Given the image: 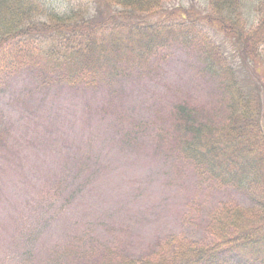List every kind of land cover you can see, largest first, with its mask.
<instances>
[{"label":"rangeland","instance_id":"obj_1","mask_svg":"<svg viewBox=\"0 0 264 264\" xmlns=\"http://www.w3.org/2000/svg\"><path fill=\"white\" fill-rule=\"evenodd\" d=\"M38 1L64 12L81 0ZM254 3L242 6L252 22ZM181 6L206 12L207 0H164L162 10ZM200 46L173 44L110 85L73 86L33 67L0 74V264H90L87 253L106 248L138 257L169 236L204 241L219 201L253 206L173 155L174 103L214 120L224 113Z\"/></svg>","mask_w":264,"mask_h":264},{"label":"trees","instance_id":"obj_2","mask_svg":"<svg viewBox=\"0 0 264 264\" xmlns=\"http://www.w3.org/2000/svg\"><path fill=\"white\" fill-rule=\"evenodd\" d=\"M84 1L61 13L38 0H0V74L33 67L73 86L110 85L173 44H200L224 113L214 120L174 103L173 155L202 182L233 187L253 205L219 202L204 241L172 236L138 257L92 250L90 264H264V80L257 70L264 71V0H256L255 22L246 19L244 0H207L205 13L183 6L164 12V0ZM208 26L239 52H224Z\"/></svg>","mask_w":264,"mask_h":264}]
</instances>
